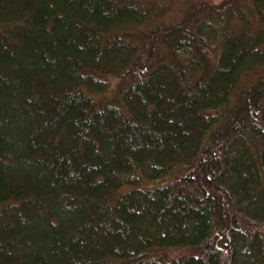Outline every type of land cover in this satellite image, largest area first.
Instances as JSON below:
<instances>
[{
    "label": "trees",
    "instance_id": "obj_1",
    "mask_svg": "<svg viewBox=\"0 0 264 264\" xmlns=\"http://www.w3.org/2000/svg\"><path fill=\"white\" fill-rule=\"evenodd\" d=\"M0 264H264V0H0Z\"/></svg>",
    "mask_w": 264,
    "mask_h": 264
},
{
    "label": "rangeland",
    "instance_id": "obj_2",
    "mask_svg": "<svg viewBox=\"0 0 264 264\" xmlns=\"http://www.w3.org/2000/svg\"><path fill=\"white\" fill-rule=\"evenodd\" d=\"M186 252H188V249H174V252L172 251V253L174 255H176V254H184Z\"/></svg>",
    "mask_w": 264,
    "mask_h": 264
},
{
    "label": "bare ground",
    "instance_id": "obj_3",
    "mask_svg": "<svg viewBox=\"0 0 264 264\" xmlns=\"http://www.w3.org/2000/svg\"><path fill=\"white\" fill-rule=\"evenodd\" d=\"M167 252H168L169 254H173L171 249H168ZM173 252H174V251H173ZM173 255H174V254H173ZM170 257H171V256H169V258H170Z\"/></svg>",
    "mask_w": 264,
    "mask_h": 264
}]
</instances>
